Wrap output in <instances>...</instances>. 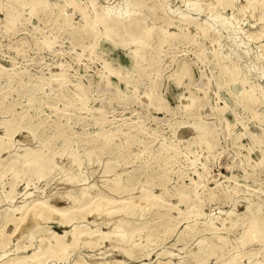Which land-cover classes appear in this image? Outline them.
I'll use <instances>...</instances> for the list:
<instances>
[{
    "label": "rangeland",
    "instance_id": "374dc122",
    "mask_svg": "<svg viewBox=\"0 0 264 264\" xmlns=\"http://www.w3.org/2000/svg\"><path fill=\"white\" fill-rule=\"evenodd\" d=\"M125 1L96 0L93 7L91 0H44L31 10L18 0H0V136L5 120L19 128L12 138L17 147L0 152L2 166L17 149L36 143L34 129L54 159L71 146L102 162L116 161L123 194L148 189L168 204L138 215L145 230L134 238L142 245L133 256L72 247L60 264L113 258L173 264L178 257L187 264H264V238L246 233L240 218L248 200L255 217L264 220V0L255 7L247 0H145L137 16L144 29L151 28L148 45L120 41L110 48L103 24L89 29L82 9L93 17ZM11 2L13 20L3 8ZM129 21L124 17L125 37L131 34ZM136 48L144 65L129 57ZM184 65L189 70L178 82ZM76 84L85 89L84 100ZM252 88L257 97L247 99ZM111 133L117 137L108 139ZM60 175L55 167L46 180L28 185L12 170L0 174V209L73 185ZM181 192H196L198 214L179 213L185 204L171 205ZM48 224L58 233L67 229L57 221ZM187 232L194 235L193 249L199 240L208 241L206 258L197 261L182 247ZM9 242L0 248V264H18L13 258L39 245L34 241L15 251L16 234Z\"/></svg>",
    "mask_w": 264,
    "mask_h": 264
},
{
    "label": "bare ground",
    "instance_id": "6f19581e",
    "mask_svg": "<svg viewBox=\"0 0 264 264\" xmlns=\"http://www.w3.org/2000/svg\"><path fill=\"white\" fill-rule=\"evenodd\" d=\"M18 1H21L23 5H30L31 10L36 9L44 2V0ZM215 2L228 4L231 0H214L213 3ZM259 2V0H247V6L255 7ZM96 3V0H91L93 7L96 6ZM13 4L11 2L3 5L6 15L10 16L12 20L15 19ZM144 4L145 0H126L119 8H108L102 14H95L93 17L89 15L90 12L86 8H83L85 24L89 29L94 30L97 29L98 24H103L106 41L110 48L116 47L121 43L120 41L138 42L141 47L147 46L150 42L151 28L144 29L137 16V12ZM193 6H197V4L195 3ZM124 17L130 18L128 31L131 34L129 37H125L123 33L125 29ZM261 19H264V15L261 16ZM116 33L119 34V37L115 39L113 36ZM204 34L207 32L204 31ZM129 57L135 58L139 65L145 64L139 48L129 52ZM188 70L189 67L184 65L176 76V81L179 82ZM238 77L242 78L241 75ZM74 88L84 100L86 98L85 89L79 84L74 85ZM149 95L153 96V93L150 92ZM256 97L254 88L250 89L246 96L247 99H256ZM190 104L192 105L191 102ZM1 124L4 128V136H0V152L4 149L17 147L12 138L19 131L18 124L13 120H5ZM194 127L200 133L207 132L206 127L199 125ZM33 135L36 143L23 145L22 149H17L8 166H2L0 162L1 176L8 170H12L16 179L24 180L30 185L32 181L46 180L52 170L58 167L61 171L60 179L64 180L66 184L74 185L76 182L82 181L83 185L81 188L67 185L63 191H40L36 198L26 203L1 208L0 248L6 249L9 246L10 238L16 234L19 237V242L12 248L15 251L32 246L34 241L39 242L38 247L34 248L30 254L13 258V261L18 264H60L65 262L69 255L68 251L72 247L76 249L86 247L91 250L106 249L105 252L113 250L125 257L133 256V252L142 245V242L135 241L134 238L145 230L144 223L138 222V215L146 207L162 203L168 205L163 202L161 194L143 189L137 196L125 195L123 194L124 186L121 183V173L116 172L118 165L116 161L102 162L100 159H95L90 153L85 156L74 152L71 146H67L61 152V159H54L45 153V144L38 140L34 129ZM114 137L115 133L108 135V139ZM198 175L201 177L202 173L199 172ZM195 183L199 185V181ZM13 190L14 185L10 193ZM10 193H8L9 199ZM2 202L3 199L0 198V207L3 206ZM58 202H63L65 205H59ZM199 202L200 199L197 198L196 192L194 194L181 192L178 203L171 205L185 204L184 211L178 207L179 213L198 214L200 212ZM252 207L253 203L247 200L245 211L240 217L245 221V231L250 235L259 234L264 238V220L260 221L255 217ZM49 220L60 222L67 229L63 233H58L51 229L48 224ZM9 226H11V231L8 229ZM193 236L191 232H187L180 242L194 259L201 261L211 253V248L208 241L202 239L198 241L197 248L193 249ZM104 251L103 253H105ZM109 261L111 264H125L123 259L114 258L106 261L96 260L95 262L76 260L73 264H107ZM173 264L187 263L184 257H178Z\"/></svg>",
    "mask_w": 264,
    "mask_h": 264
}]
</instances>
